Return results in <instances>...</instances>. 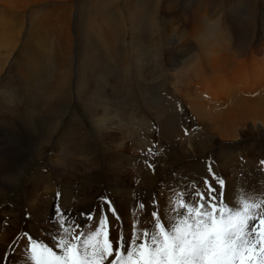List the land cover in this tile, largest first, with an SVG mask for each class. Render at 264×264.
I'll return each mask as SVG.
<instances>
[{
    "label": "rangeland",
    "instance_id": "obj_1",
    "mask_svg": "<svg viewBox=\"0 0 264 264\" xmlns=\"http://www.w3.org/2000/svg\"><path fill=\"white\" fill-rule=\"evenodd\" d=\"M91 1H96L101 6L102 0H73V2L68 0L66 3H60L63 5H55L50 1L44 6L47 8H43V11H47L51 16L55 13L57 15V12L60 15L61 12L62 17L69 21L57 43L55 40L52 41L53 55L48 50L51 33H54L56 29L51 23L52 18L47 16V25L40 24L43 29L40 38H36L35 41L31 38L23 40V37L28 36L25 26L31 19L27 14L28 11H11L5 6H0V82L3 81L6 84L7 80H10L7 77L13 78L11 82L13 85L8 86L10 93L7 92L8 89H5L3 92L7 93L0 94V219L5 221L2 227L0 226V237L7 246L6 257L14 254L17 241L27 243L25 234L35 239L41 235L53 243L51 237H54L55 233L52 229L55 232L57 229L51 218L55 212L56 193L59 191L62 194V182L70 181V186L73 187L70 190L80 195L77 204L62 207L72 210L74 219L84 226L85 231L95 226L102 215H106L110 237L122 234L125 238H130L133 226L138 220L141 223L137 227L142 229L144 223L154 222L155 218L151 217L152 211H156L162 217V209L170 210V206L175 205V201L181 198L178 195L180 192L191 190L189 185L198 183L206 177L211 179L210 167L213 168L212 171L216 176L225 179V188L228 187L229 182L232 185L238 184L242 177L246 176V172L250 175L258 170L264 171V163H262L264 143L257 142L254 148L249 149L245 145L241 146L231 155L220 150L217 144L211 142L218 139L220 132L214 133L211 123L206 118H195L189 110L187 98L179 94L188 87L187 83L190 87L193 86L191 90L193 92L194 82H204L195 79L193 73V70L198 67L199 59L205 58L200 44L196 41V34L199 28L207 24L199 17L201 6L210 7L214 0H112L114 4L115 1L117 2V8L114 5L111 14L119 22L122 32H119L115 43L108 48L103 47L100 50L97 43H92L93 48L89 47L87 50L92 51L93 54L86 57L84 54L86 44L81 40L85 30V9L91 6ZM197 1L200 3L196 4ZM234 1L222 0V3L215 6L216 12L213 17L217 18V22L221 25L219 28L221 45L226 43L227 39L231 41L228 42L229 45H226L227 55L231 58H241L237 44H234V38L229 35L233 33L228 28L227 13L222 6L225 4L228 10L233 7ZM210 16L211 14H207V20H210ZM229 19L240 32L238 33L239 42L243 45L246 40L243 23L246 24L248 18L234 13L231 16L229 14ZM17 20L25 22L21 26L19 37L17 36L19 29L15 28ZM153 25L159 26L162 32L159 30L157 32ZM67 27L73 32L70 35L71 41L65 35ZM34 30L38 31L37 28ZM159 33H163L160 39L155 37V34ZM36 37H39L37 32ZM30 62H36L35 72L33 66L24 69V64L32 65L29 64ZM20 64H22L21 68H19ZM200 64L205 70L202 61ZM236 64H229L231 74L233 73L232 65ZM61 69L63 74L59 73ZM240 71L243 72L245 69L242 67ZM246 71L251 83L258 82L255 72L247 67ZM62 76L68 79V86L62 90L64 94L59 92L62 94L59 110L64 109L63 111L57 110L58 106L51 109L43 103H37L30 95L32 93L37 97L39 93H42L39 96L46 101L47 95L49 99L53 98L54 94H57V91H53L56 88L49 90L47 86L56 83L54 79L58 81ZM242 81L246 85L243 86V84L241 87L249 90L247 81L241 80L237 83L240 85ZM1 88L0 83V91L3 90ZM23 92L30 93L22 94ZM43 94L46 96H42ZM24 96L31 97L36 102L33 101L31 110L22 106L19 97ZM7 97L11 98V104L3 103ZM102 108L103 111L110 112L111 116H115L114 119H116L112 120L115 124L118 119L123 120L119 123H127V127L120 126L118 123L116 127L114 124L117 130L123 131L122 136L127 130H132V138H124L121 151H124L126 157L130 158L131 155L136 169H132L133 167L124 158L115 161L112 156H108L113 149L107 144L106 133H112L110 129L112 122L106 118L102 124H97V121L101 120ZM130 115L134 119H139L141 123L144 122L145 126L138 124L139 120L137 122L130 120ZM98 116L100 119H97ZM258 125L262 126L261 123ZM116 129L114 128L113 143L122 137L115 132ZM161 130H163L162 133ZM192 132L194 134L188 137ZM77 136L88 138L99 152L102 161L104 160L101 161L102 164L100 163V182L94 181L89 174L92 168L93 175L97 171L96 167L94 168L91 163L88 169L85 167L87 163L89 164L88 156L73 154V142L70 137L73 141ZM258 138L264 141L262 135ZM130 141L133 144L132 149L129 147ZM190 141L199 152H202L203 157L191 152ZM55 147L59 150L55 151ZM56 158H60L61 161H54ZM122 165H126L123 170H121ZM109 166L114 167V170L118 169L113 173ZM122 171H127V175L123 176L126 182L123 181L124 183L116 187L112 183L113 178L109 179V174L120 176ZM47 173L50 174L48 181L53 182L50 183L49 190L43 186L47 184V179L42 186L41 183H36L41 175L47 178ZM258 179L260 184L264 185V178L256 177V180ZM34 183L37 200L49 201L48 213L43 222H37L34 214L27 208L26 200L30 196ZM127 187L137 190L129 197L138 200V204L141 202L145 204L141 214H136V220L127 218L128 204L125 201ZM262 187L256 188L254 192L264 193V186ZM152 190L157 191L155 197L150 192ZM86 192L90 195L88 202L82 200ZM61 197L63 196H60L59 202ZM237 197L233 196L232 200ZM105 201H111V206L115 209L114 213L108 210V205L103 203ZM81 211L92 214L91 222L79 218L78 214ZM261 211H264V208ZM33 227L37 228L39 235L32 233Z\"/></svg>",
    "mask_w": 264,
    "mask_h": 264
},
{
    "label": "bare ground",
    "instance_id": "obj_2",
    "mask_svg": "<svg viewBox=\"0 0 264 264\" xmlns=\"http://www.w3.org/2000/svg\"><path fill=\"white\" fill-rule=\"evenodd\" d=\"M4 1H6V3L4 4L6 9L8 8L11 11H16V10L17 11H23V12L31 11L34 14L33 17H35V20H37L38 23H40L42 21L43 23L47 24V16L52 18L51 23H53V26L56 29L54 30V33H51V40H50V44L48 46V50L51 53V55H53L54 50L52 48V45H53L52 41L55 40L57 43V41L61 38V36H60L61 32L65 31L66 23L69 22V21H67V18L62 17L61 12H60V15H59V12H57L58 13L57 15L55 13L54 16H51L49 13H47V11H43V8H47L44 6L47 5L48 2L55 1V0H4ZM199 3H200V1H197L196 4H199ZM219 3H222V0H214L212 2V4L210 5V7L207 6L205 8V6L204 7L201 6L202 9H201V13L199 16L203 21H205L207 23V24H205V27H203V28L198 27L200 30H198L199 32L197 31V34H196L197 35L196 41L200 44V46L203 50V53L205 54V58L199 59L198 67L195 70H193V73H194L195 79L197 78L199 80H203L204 82L202 83L199 81V83H195L193 81L194 86H195V90L193 92L191 91L193 89V86L191 85V87H190V84L187 83L188 87L184 88V92H186V93L180 91L181 93H179V94H182L183 96H185L187 98V105H188L189 110L191 111L192 115L195 118H198V119H201V118L205 119L206 118L207 121H209L211 123L212 131L214 133H216V131L220 132L218 135V139L211 140V142H214L213 144H217L220 147V150L225 151L229 155H231L235 152V150L239 149L241 146L245 145L249 149V148H254L253 146H255L254 144L257 142L261 143V144L264 143L263 140L261 141L258 138V137H261V135L264 137V73H263V71H264V0H235L234 3H232L233 7L228 9V10H227L225 4L222 5L224 10L227 13L228 28L233 33V35L229 34V33L228 34L234 38V44L235 43L237 44V48H238V51L240 52L241 58H231L229 55H227L226 45L230 44V43H228L230 41V39H227L226 43H223V45H221L222 43H221V37H220V31H219V28L221 25L217 22V18L213 17L214 13L216 12L215 6H217V4H219ZM159 6H161V5H159ZM47 10L49 11L50 9H47ZM208 11H209V13H207ZM188 12H187V15H188ZM234 13H239L243 18L247 17L248 21H249V22L247 21L246 24L243 23L244 31L246 32V36H245L246 40L244 41L243 45L241 44L242 42H239L240 39H239L238 33H240V32H238V29L235 25L234 26L232 25V21L229 19V14L231 16ZM12 14H14V13H12ZM207 14H211L210 20H207V18H206ZM28 15H29V13H28ZM114 20H116V19L114 18ZM223 20H224V18H223ZM34 21L29 22V24H30L29 28L32 27V24ZM16 22H17L18 26H22L24 24V21H18L17 20ZM116 22L119 25V22L117 20H116ZM17 24L15 25V27H17ZM85 25L88 28V33H86V35L84 37L85 42H90L89 36L94 31V29H96V28H97L98 39L102 43L110 44L112 42V40H113V38L111 37V28L112 27L107 23L106 18H105V14L102 10H100V9L88 10L86 12ZM153 26H154L153 28H155L157 32H158V30H159V32L160 31L162 32V30H160L159 26H157V25H153ZM27 32H28V36L23 37V40L25 38H27L28 40H29V38L32 39V36L29 35L30 34L29 31H27ZM19 33H20V31L17 32V36ZM71 34H73V32H71V28L68 29V27H67L65 35H67L66 37L70 41L72 40L71 36H70ZM162 34H160V33L155 34V37L156 38L158 37L160 39V38H162L161 37ZM241 34H242V32H241ZM65 35L63 34L64 37H65ZM0 38H1V36H0ZM98 39L96 38L97 42L101 45V42ZM134 42H136V41H134ZM85 46H86L85 49H89V43H86ZM222 48H223V51L221 52ZM134 50H136V49H134ZM137 51H138V49H137ZM234 53H232V54H234ZM204 54H203V56H204ZM235 54L237 56V53H235ZM238 56H239V54H238ZM252 56H254V57L256 56V58H254ZM200 61H202V64H203V67L205 68V70L203 68H201ZM133 62L135 63V60H133ZM232 63H235V64L237 63L236 65H238V66L232 65L233 73L231 74L230 70H229L230 69L229 64H232ZM22 64H24V63H22ZM22 64H20L19 68H21ZM29 64H32V65L29 66L28 64H24V69H29L33 66L34 72H35L36 62H32V63L30 62ZM193 66H195V65H193ZM240 67L241 68L243 67L245 69V71L241 72ZM246 67L250 68L253 72H255L257 74L255 76V78H257L258 82H256V81H254L252 83L250 82L249 77L246 75V73H247ZM261 69H262V72H261ZM59 73L63 74V70L62 69L59 70ZM63 77L64 76H62L60 78V80H58V81L56 79H54V81H56V83H52L51 86L50 85L47 86V87H49L47 89L50 90L52 88H56L53 91H57V94H54L53 98H51V99H49L48 95H47V101L44 98H41L39 96L42 93H39L37 97L34 96L30 92H23L22 94H29L30 93V95H32L35 98L37 103H43L45 106H49L51 109H55L54 107L58 106L57 110H59V106H60L59 104L62 101L61 100L62 94H59V92L63 93V91H62L63 88L68 86V83H67L68 79L63 78ZM7 78H9L11 81L7 80L8 82L6 84L3 81L0 82L1 87H2L1 89H3L0 91V94L7 93V92L10 93L8 86L13 85V84H11L13 78H11V76H9ZM241 80H244L245 82L247 81L246 83L249 85V87H248L249 90L243 89L241 87V85H243V84H244L243 86L246 85L243 81H242L243 83L240 85L237 83V81L241 82ZM5 89H8V91L3 92ZM44 92H46V91H44ZM42 96H46V95L43 94ZM19 99H20V102L22 103V106H24L25 109L31 110V107L33 106L32 103L34 101L31 97L24 96L21 98L19 97ZM3 103H6V104L10 103L11 104V98H8V97L5 98ZM225 103H226V105H225ZM35 106L36 105H34V107ZM63 110L64 109H60L59 111L61 112ZM100 113H101V116H100L101 120L97 121V124H102L103 123L102 121L106 120V118L112 122V120L115 117V116H111L110 112L108 113V112L103 111V108H102V111ZM107 114H108V117H106ZM130 117H131V115L129 116L130 120H134L136 122L139 120V119H133ZM91 119L93 120V118H91ZM97 119H100L99 116ZM119 122H123L122 119H118V122L116 121V124L118 123L120 126H124V125L126 126L125 122H124V124L119 123ZM260 123L262 126L258 125ZM114 124L115 123L113 121L110 125V129H111L112 133H110V132L106 133L107 144H109L113 149L112 151H110L108 153V156L109 157L112 156L115 161H117V159H119V158H124L127 160V162H129L130 166L133 167L132 169H136V165L133 163L131 155H130V158L126 157L125 156L126 154L123 153L124 151L123 152L121 151L122 142H123L124 138L125 139L126 138H132V136L130 134H128V132H126V134L124 136H122L123 131H121V129H120V131H119V129L117 130L116 129L117 126L115 124L116 127H114ZM138 124L145 125V123L144 122L141 123L140 120H139ZM114 128L117 130L115 132H118V134L122 136V137L120 136L121 138L116 143H113L115 140ZM168 129H170V128H168ZM54 131H56V129ZM162 131L163 130H161V133H162ZM130 133L133 134L132 130H130ZM169 133H171V132H169ZM192 134H194V133L192 132L188 137H191ZM128 135H129V137H127ZM48 136H49V134H48ZM81 138H82L81 136L80 137L77 136V138L72 141V139L70 137L71 142H73L72 143L73 154L81 155V156H85V155L88 156L87 162H89V164L87 163L85 165V167L88 169L90 163L92 166L94 165V168L96 167L95 170H97V171L95 173L93 172L94 174L92 175L91 172L93 170L90 167L91 172L89 174L93 177L94 181L100 182L101 181L100 163L102 161L101 156L99 155V152L96 150L94 144L89 139H88V142H89L90 149L87 146L82 145ZM166 138H168V137H166ZM131 142L132 141H130V144H131ZM192 142H194V140ZM192 142L190 141L191 152L198 154L200 157H203L202 152H199L198 149H196L193 146ZM187 143H189V142H187ZM129 147H131V149H132L133 144L129 145ZM228 148L234 149V150L231 151ZM255 149H258V148H255ZM54 150L58 151L59 148L55 147ZM91 151L93 154V158H91V157L89 158ZM196 159L198 160V158H196ZM215 159H217V158L215 157ZM226 160H227V158H226ZM54 161L60 162L61 160H60V158L59 159L56 158ZM227 162H228V160H227ZM122 164H123V162H122ZM230 164H231V162H230ZM125 166L122 165L121 170H123V168ZM228 166H230V165H228ZM109 168H110V171H112L113 173L115 170L118 169V168H115V170H114L113 169L114 167L112 168L110 166H109ZM212 170H213V168H212ZM126 172L127 171H125V172L122 171V174L120 176H116V175L110 173L109 179L113 178L112 183H113V185H115L117 187L120 184H122L123 181H125L123 176L127 175ZM49 177H50V174L47 175V178L45 176L41 175V177H39V179L36 181V183H38V184L41 183V186H42V183H44V181L47 179L46 180L47 184L43 185V186L45 187V189L49 190L51 188L50 183H53L52 180H51V182L48 181ZM195 177L197 178V175H195ZM256 177L264 178V171L258 170L256 173H251L250 175L247 174V172H246V176H243L241 181L238 184L232 185L229 182L230 184L228 183V187L225 188L226 189L225 190L226 198L228 200H232L233 196L237 197L238 195H240L242 189L246 190V191L254 192L256 188H261L262 186H264L263 184H260V179L256 180ZM18 178H20V176ZM7 179H8V177H7ZM70 183H71L70 181L69 182H66V181L62 182V191H61L62 194H61V196H63V197H61V199H60V204H62L63 207H69V206L73 205L74 203L77 204L78 197L80 196L79 193L77 194L76 192L70 190L73 188L72 186H70ZM127 186L129 187V185H127ZM128 187L126 188V192H125V194L127 195V198L125 199V201L128 204L127 218L128 219H135L136 214L137 215L141 214V209L139 208L138 200H133L131 197H129V195L132 196V194L136 193L137 190H135L134 188L129 189ZM155 187L158 188V186H155ZM35 190H36V185L34 183L33 188L31 189L30 196L26 200L27 208L29 209L30 212H32L34 214V218L37 222H43L44 219L46 218L47 213H48L49 201H45V200H42V202L38 201L37 200L38 195H37V192ZM74 190H75V188H74ZM150 192L155 197V194L157 191L152 190ZM134 196H136V195L134 194ZM89 199H90V195H89V193L86 192L82 200L88 202ZM103 203H105V202H103ZM170 207H171L170 210L167 208L162 209L163 220L172 215L174 208H175V205H171ZM99 209H100V207H99ZM129 209L132 211H130ZM100 214H101V212H100ZM6 215H8V214H6ZM98 217H99V215H98ZM143 218H145V216ZM4 222L5 221L0 219V226L1 227H2V223H4ZM109 223H114V221H109ZM140 223H141V221H140ZM149 223H153V222L149 221ZM144 224H146V223H144ZM135 226L137 227V222L134 224L133 227H135ZM5 227H3V228H5ZM6 228H5V230L7 232H10V230L6 229ZM48 230L49 229H47V231ZM138 230H142V229L138 228ZM52 232H54L56 235V232L54 231V229H52ZM32 233L34 235L40 234V232L38 233V230L36 227L32 228ZM32 238H35V237H32ZM37 239L44 240L45 242L49 243L50 246L52 244V242L48 238L42 237L41 235L38 236ZM0 241H1L0 242L1 243L0 249H2V250H0V256L6 257L7 246L4 245V241L2 240V237H0ZM21 247H22V245L20 243H17L15 246L14 254L8 255L7 257H10V259H6V262L3 261L2 264H24V261L21 258L22 257V248Z\"/></svg>",
    "mask_w": 264,
    "mask_h": 264
},
{
    "label": "snow or ice",
    "instance_id": "obj_3",
    "mask_svg": "<svg viewBox=\"0 0 264 264\" xmlns=\"http://www.w3.org/2000/svg\"><path fill=\"white\" fill-rule=\"evenodd\" d=\"M209 172L211 179L206 177L178 194L181 198L171 216L162 222L152 211L154 222L142 230L134 227L130 238L110 237L106 215L85 231L72 210L63 209L58 191L51 218L57 229L53 243L25 234L27 243L17 241L22 245L21 258L24 264H264V193L242 189L239 197L228 200L225 179L211 167ZM105 203L114 213L111 201ZM139 208L145 204L141 202ZM78 216L92 220L91 213L81 211ZM5 259L10 257L0 256V264Z\"/></svg>",
    "mask_w": 264,
    "mask_h": 264
},
{
    "label": "crops",
    "instance_id": "obj_4",
    "mask_svg": "<svg viewBox=\"0 0 264 264\" xmlns=\"http://www.w3.org/2000/svg\"><path fill=\"white\" fill-rule=\"evenodd\" d=\"M1 1L2 2H0V6H4V4L6 3V1H4V0H1ZM66 2H68V0H64V1L63 0H55V1H52V3L55 4V5H59L60 3H66ZM70 2H73V0H70ZM90 4H91V6H89L88 8L85 9V13L88 10H93V9H100V10H102L104 12V14H105V18H106L107 23L112 27L111 28V37L113 38V40H112V42L110 44H104V43H102L98 39L97 28H96V29H94V31L89 36L90 37V42H85L84 37H85L86 33H88V28L85 25L84 34H83V38H82L81 41L82 42H85V44L86 43H89L90 44L89 45L90 48H93L92 47V43H94V44L97 43L99 45V47H100V50L103 49V47L108 48V47L112 46L115 43V41L117 40L116 37L119 34V32H122L121 27L118 25V23L116 22V20H114L112 14H111V11H113V9H114V5L117 8V2L115 1V4H114V2L112 0H102L101 1V6L96 1H91ZM60 5H63V4H60ZM28 13H29V17H31L30 21H34L35 20V17H33L34 14L31 11H28L27 14ZM40 24H43L44 26L47 25V24L42 23V22L38 23L37 20H35L33 22L31 28H29L30 27V24H28V23H27V26H25V28L26 27L28 28V29L26 28V31H29V33H30L29 35L34 34V36H32V41L37 40L36 38H40V35L43 32V29L41 28ZM15 28L17 30L19 29L18 31L22 30L21 26H18V28L17 27H15ZM34 28H37V30H39V31H35ZM36 32L39 35V37H36ZM81 35H82V33H81ZM96 38L101 42V45L97 42ZM91 53H92V51H88L87 49L84 51V54H85L86 57H89L91 55ZM130 118H133V117L131 116ZM142 126H145V125H142ZM124 127H127V123H126V126H124ZM127 132L131 136L133 135V134L130 133V130H127ZM81 143H82L83 146H87L90 149L89 142H88V138L85 139V138L82 137L81 138ZM91 153H92V151H91ZM90 157H91V154L89 155V158Z\"/></svg>",
    "mask_w": 264,
    "mask_h": 264
}]
</instances>
